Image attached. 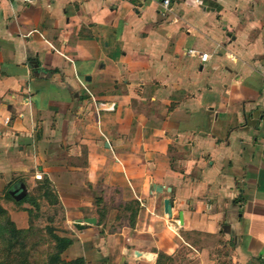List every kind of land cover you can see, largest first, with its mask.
<instances>
[{
	"label": "crops",
	"instance_id": "crops-1",
	"mask_svg": "<svg viewBox=\"0 0 264 264\" xmlns=\"http://www.w3.org/2000/svg\"><path fill=\"white\" fill-rule=\"evenodd\" d=\"M171 1L0 0V204L47 179L66 261L264 264V0Z\"/></svg>",
	"mask_w": 264,
	"mask_h": 264
},
{
	"label": "rangeland",
	"instance_id": "rangeland-1",
	"mask_svg": "<svg viewBox=\"0 0 264 264\" xmlns=\"http://www.w3.org/2000/svg\"><path fill=\"white\" fill-rule=\"evenodd\" d=\"M45 180L47 179L42 177L28 184L25 180H22L29 188L26 196L32 199L34 203L30 201L17 204L11 201L14 219L7 211L6 214L0 213V264H49L55 245L52 238L53 231L61 230L65 233L71 231V229L63 228L62 222L65 220L64 207L60 203L57 193L54 192L51 183L49 181L47 183ZM95 201L96 204H99L101 197L97 195ZM0 207L3 208L1 204ZM6 219H9L15 228L23 229L24 233L20 236H14L11 240L5 239L3 235L5 228L8 230L11 228V225L4 224ZM20 224L25 227L20 228ZM66 225L71 226V223L66 222ZM17 240L20 244H16ZM187 240L197 248L206 249L204 255L200 257L197 255L195 258L193 257L195 252H193V255H188V251L180 248L175 257L172 259L164 258L162 261L165 264H194L193 262L198 264H233V247L222 238L199 237L196 234H191L187 236ZM66 258H68V255L65 253L64 259L63 256L62 258L60 256L56 263L70 262L66 261Z\"/></svg>",
	"mask_w": 264,
	"mask_h": 264
},
{
	"label": "trees",
	"instance_id": "trees-1",
	"mask_svg": "<svg viewBox=\"0 0 264 264\" xmlns=\"http://www.w3.org/2000/svg\"><path fill=\"white\" fill-rule=\"evenodd\" d=\"M45 182L48 183V180H45ZM5 196L10 197V194L8 192H6ZM27 200H28V197L23 196L20 199H18V201H16V203L22 204ZM0 213L6 214V210L0 207ZM4 224L11 225V228L9 230L7 228H5V230L3 232V235L5 236L4 238L7 240H11L14 236H16V235L20 236L22 233H24L23 229L15 228L14 224L9 219H6L4 221ZM131 225H132V222H131ZM6 234H8V236H6ZM52 238L55 242V245H54V253L50 256L49 264H57L56 262H58V260L60 259L61 253L72 243V240L70 238H67V237H60L56 234H52ZM16 244H20V242L17 240ZM21 245H22V243H21ZM18 255L20 256V254H18ZM164 258H167V256L159 253L157 263H161L162 259H164ZM81 263H83V259L77 258V259L72 260L70 262H66V263L61 262L60 264H81Z\"/></svg>",
	"mask_w": 264,
	"mask_h": 264
},
{
	"label": "built area",
	"instance_id": "built-area-1",
	"mask_svg": "<svg viewBox=\"0 0 264 264\" xmlns=\"http://www.w3.org/2000/svg\"><path fill=\"white\" fill-rule=\"evenodd\" d=\"M24 1L30 2L31 0H24ZM194 1H195V3L200 2V0H194ZM172 4H173V2L171 0H161V3H160V11H161V13H165V12L169 11L171 6H172ZM187 52L189 54H191V55H195L196 54V51L193 50V49H188ZM207 57H208L207 53H200L199 54V58H200L201 61H206ZM96 109L98 111L100 108L98 107ZM5 120L9 121V117H6Z\"/></svg>",
	"mask_w": 264,
	"mask_h": 264
},
{
	"label": "water",
	"instance_id": "water-1",
	"mask_svg": "<svg viewBox=\"0 0 264 264\" xmlns=\"http://www.w3.org/2000/svg\"><path fill=\"white\" fill-rule=\"evenodd\" d=\"M25 195V191L23 190L20 194H18L16 197L17 199H20L21 197H23ZM164 212L167 213L168 215L171 214V201L170 199H165L164 200ZM85 221L89 224H95L96 220L95 218H86ZM179 221L180 223H182V214L180 213L179 215ZM75 227L78 229L83 228L82 225L79 224V222L75 223Z\"/></svg>",
	"mask_w": 264,
	"mask_h": 264
}]
</instances>
